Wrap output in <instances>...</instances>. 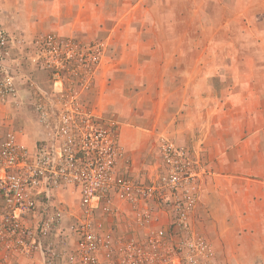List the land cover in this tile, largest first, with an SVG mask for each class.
<instances>
[{"label": "built area", "instance_id": "2783aa9c", "mask_svg": "<svg viewBox=\"0 0 264 264\" xmlns=\"http://www.w3.org/2000/svg\"><path fill=\"white\" fill-rule=\"evenodd\" d=\"M47 65L86 56L73 40L49 36L44 41ZM10 39L0 30V105L17 97L14 77L6 71ZM77 47V48H76ZM34 114L47 134L35 151L9 132L0 139V263L40 255L44 264H220L207 236L192 226L201 202V166L192 154L165 137L159 139L161 165L148 184L119 173L125 160L119 126L80 106L77 93L40 92ZM70 189L80 195L81 215L68 224L67 209L54 204L55 193ZM45 203L41 207L39 201ZM127 205L141 232L116 235L104 231L96 211L117 215L116 202ZM171 220L163 226L159 210ZM43 214L38 227L30 215ZM61 231L62 246L54 242ZM73 246L67 248V241Z\"/></svg>", "mask_w": 264, "mask_h": 264}, {"label": "rangeland", "instance_id": "374dc122", "mask_svg": "<svg viewBox=\"0 0 264 264\" xmlns=\"http://www.w3.org/2000/svg\"><path fill=\"white\" fill-rule=\"evenodd\" d=\"M29 15L31 34L13 36L6 25L27 29ZM0 30L11 43L6 71L31 92V117L40 92L77 93L80 106L92 112L112 103L115 116L107 120L117 122L120 134L125 124L132 131L140 123L169 124L173 115L162 110L175 107L183 82L189 94L208 92L214 101L247 78H255L250 87L264 89V0H0ZM49 36L73 40L86 56L98 55V62L80 55L47 65ZM203 76L207 79L193 82ZM17 100L18 88L11 102ZM137 149L135 154H146L131 160L137 167L159 163L156 147ZM73 221L68 218V224ZM71 245L70 239L68 250Z\"/></svg>", "mask_w": 264, "mask_h": 264}, {"label": "crops", "instance_id": "0c3cea01", "mask_svg": "<svg viewBox=\"0 0 264 264\" xmlns=\"http://www.w3.org/2000/svg\"><path fill=\"white\" fill-rule=\"evenodd\" d=\"M80 8L84 10L83 6ZM27 18V29L15 22L6 27L13 36L27 34L28 31L31 34V15ZM102 29L100 26L99 30ZM77 31H80L78 27ZM199 79L207 77L195 78L193 82L196 84ZM240 81L217 101L208 92L202 94L204 97L195 91L189 94L187 86L182 87L183 82L177 88L175 107L160 108L163 114L173 115L169 124L164 125L160 121L153 125L140 123L133 131L130 124L120 127V142L126 158L119 167V173L141 184H148L158 175L161 160L156 165L142 168L131 160L137 156L139 159L146 157V154H135L138 147L152 145L159 151V138L169 137L187 149L201 166V202L192 216V226L207 236L221 264H264V89L249 86L255 81L253 77ZM15 83L18 88L17 102L0 105V139L12 132L21 144L35 151L47 140V134L28 110L31 92L21 81L16 79ZM100 93L104 94V91ZM18 103L20 105L16 107ZM113 108L111 103L110 106L92 109L99 118L108 121L115 116L110 112ZM70 191L69 188L57 191L53 201L68 208L71 211L69 217L75 220L81 215L80 195H72ZM43 202L39 201V206ZM115 207L118 213L114 217L106 216L100 208L97 209L96 221L102 229L113 231L118 236L133 233L142 236L132 222L130 208L118 201ZM155 207L160 215L158 225L167 224L171 220L170 213L157 205ZM40 210L28 217L29 225L39 226L43 219ZM62 239L60 231L54 236L55 244L62 246ZM18 264H44V261L38 254L31 260L19 258Z\"/></svg>", "mask_w": 264, "mask_h": 264}]
</instances>
